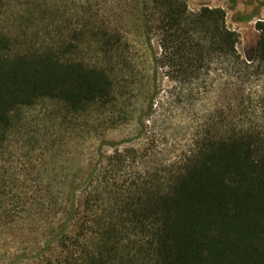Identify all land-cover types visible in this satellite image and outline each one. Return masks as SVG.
<instances>
[{
    "label": "trees",
    "instance_id": "1",
    "mask_svg": "<svg viewBox=\"0 0 264 264\" xmlns=\"http://www.w3.org/2000/svg\"><path fill=\"white\" fill-rule=\"evenodd\" d=\"M132 4L129 30L81 0H0V237L35 236L10 264H264V20L244 57L221 8ZM35 108L47 153L96 141L67 190L43 186V163L6 170ZM167 108L192 115L165 158L151 144ZM131 122L133 138L104 139Z\"/></svg>",
    "mask_w": 264,
    "mask_h": 264
},
{
    "label": "rangeland",
    "instance_id": "2",
    "mask_svg": "<svg viewBox=\"0 0 264 264\" xmlns=\"http://www.w3.org/2000/svg\"><path fill=\"white\" fill-rule=\"evenodd\" d=\"M76 1V0H74ZM83 4L94 7V10H100L106 15L108 22L114 26L122 28H135L132 14L133 0H81ZM191 12H198L202 8L209 7L212 9L221 8L226 14V22L228 28L235 31L239 35V51L244 57L253 55V48L258 41L260 32L256 29V24L264 20V0H237L236 4H232L231 0H184ZM257 14L251 22L244 20ZM131 40L136 44H141L140 34L136 32L132 35ZM216 101L211 100L199 106L198 111L208 112ZM168 109V108H167ZM39 108H35L31 112L28 121H22L19 131L11 138L4 150V160L6 161V170L13 169L22 170L26 165L31 166L43 163L53 170L43 183V186L53 184L54 190L64 191L69 188L71 183L80 181L89 170L91 161H94V145L96 141L88 143L85 147L58 149L47 153V143L44 142L48 133L47 128L42 124L41 119L37 116ZM167 118L157 124L154 136V144H151L153 150L160 157H170L179 152L182 146L186 145V137L190 128L186 117L192 113L177 112V109L169 108L167 110ZM37 117V118H36ZM134 123L128 125H120L105 133L104 139L108 141H121L131 139L136 135ZM9 171V172H10ZM24 186H33V183L22 182ZM52 188V189H53ZM34 189V188H32ZM16 192H27L26 189L17 187ZM27 230V228H26ZM24 230V234L20 232L6 234L0 237V252H9L6 258L0 259V264H10L13 259L12 255L22 246L29 245L32 248L34 235H29Z\"/></svg>",
    "mask_w": 264,
    "mask_h": 264
},
{
    "label": "flooded vegetation",
    "instance_id": "3",
    "mask_svg": "<svg viewBox=\"0 0 264 264\" xmlns=\"http://www.w3.org/2000/svg\"><path fill=\"white\" fill-rule=\"evenodd\" d=\"M232 1V4H236V1L237 0H231ZM257 16V14H253L251 17H248V18H246L244 21L245 22H248V19H250V18H255Z\"/></svg>",
    "mask_w": 264,
    "mask_h": 264
}]
</instances>
